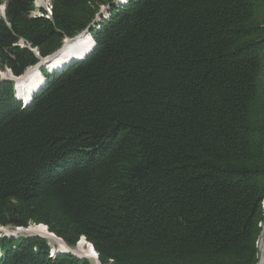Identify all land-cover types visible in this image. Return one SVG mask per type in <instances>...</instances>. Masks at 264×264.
Listing matches in <instances>:
<instances>
[{"label":"trees","instance_id":"1","mask_svg":"<svg viewBox=\"0 0 264 264\" xmlns=\"http://www.w3.org/2000/svg\"><path fill=\"white\" fill-rule=\"evenodd\" d=\"M113 1L49 0L46 16L0 0V71L21 76ZM125 1L27 107L0 83V227L84 238L100 264H258L264 0ZM7 244L0 264H90Z\"/></svg>","mask_w":264,"mask_h":264},{"label":"bare ground","instance_id":"2","mask_svg":"<svg viewBox=\"0 0 264 264\" xmlns=\"http://www.w3.org/2000/svg\"><path fill=\"white\" fill-rule=\"evenodd\" d=\"M44 3L39 6H37L36 3V7L41 8ZM45 13L47 14L46 16H50V5L49 9H47ZM87 37V34L84 33L73 39L72 41L67 42L66 45L55 55V57L53 58L55 61L47 69V72L51 71L53 68H56L60 64L68 62L72 56H82L85 52H87L92 46L91 41H89ZM40 80L42 82L41 72L40 70H38V67L30 68L23 77L17 80L19 94L21 95V97L28 98L31 92H33V90L37 86H39V84L41 83ZM26 229V235L39 236L47 240L50 245L54 244V246H52L53 248L61 251L66 250L65 246L56 241L51 235H49L43 227L30 226ZM3 234L4 232H0V236H2ZM258 249L260 254L259 264H264V223L262 226L261 237L258 242ZM73 250L75 253L85 256L91 264H98L96 257L92 253L90 245L87 244L83 239L78 242L77 246Z\"/></svg>","mask_w":264,"mask_h":264},{"label":"water","instance_id":"3","mask_svg":"<svg viewBox=\"0 0 264 264\" xmlns=\"http://www.w3.org/2000/svg\"><path fill=\"white\" fill-rule=\"evenodd\" d=\"M118 4H120L119 0H114L113 1V4L111 6H107V7L101 8L100 11L98 12V14L96 15V18H95L94 22L84 32L80 33L79 35H77V36H75L74 38H71V39L65 38L63 40V44H62L61 48L59 50H57L56 52H54L53 54H51L49 56H46L44 58H41V57H39V55L37 54V52H35V50H31L36 55L37 59L39 60L38 63L35 66H33V67H38V70H40L43 79H42V83L39 86H37L33 90V92H31L29 98H27L26 101H29V103H30L32 101L33 97L42 89L43 84H44V80L46 79V76L53 75L55 72H58V71L64 69L72 61H77V60L81 59L82 57L89 56L92 53V51L95 49V46H96L94 40L90 36V33H91L92 29L94 28V25L98 21H100L101 19H103V18H105L107 16V12L111 10V7H113L115 5H118ZM1 13H2V16H3L4 15V8L1 10ZM84 33H86L91 38V40L93 42L92 47H90L89 50L87 52H85L82 56H80V55L79 56H76V55L75 56H72L68 62L63 63V64H60L56 68H53L52 69L53 70V73H47L46 72V75H45L43 73L44 70L45 69H48L51 66V64L55 61L53 58L66 45V43L72 41L73 39L77 38L78 36H80L81 34H84ZM33 67H29L27 70H29L30 68H33ZM7 71H9V70H7ZM7 73H10V72H7ZM25 74L26 73H24L23 75H21L19 77H14L10 73L9 76L7 77V79L6 78H2L0 80V83L2 81L10 80L13 83H15V85H14L15 86V89L17 90V92H19V88H18V85H17V80L20 79L21 77H23ZM45 83H46V81H45ZM26 101H25V103H26ZM37 227H39V226H37ZM41 227H43L45 229V231H47L48 234L51 235L56 241L60 242L62 245L65 246L66 250H63L62 253H66V254H70L72 256H76L78 258L86 259L85 256L79 255V254L75 253L73 249L68 248L61 239H59V238L55 237L53 234L49 233L47 227H45V226H41ZM7 229L8 228L0 227V232H4V234H3V237L4 238L14 239V238H18V236L39 237V236H34V235H26L25 234V231L27 229L17 228L14 231H12L11 233ZM39 238H41V237H39ZM82 239L85 241L84 238H82ZM90 247L92 249V253L94 254V256L96 257V259L98 261L97 254L95 253V251H94V249H93V247L91 245H90ZM60 253H61V251H60ZM98 264H100L99 261H98Z\"/></svg>","mask_w":264,"mask_h":264},{"label":"rangeland","instance_id":"4","mask_svg":"<svg viewBox=\"0 0 264 264\" xmlns=\"http://www.w3.org/2000/svg\"><path fill=\"white\" fill-rule=\"evenodd\" d=\"M45 2V3H44ZM118 2V1H117ZM119 2H120V5H124V3L123 2H121V0H119ZM36 3H37V6H39V5H42L43 3H44V5L41 7L43 10H45V11H47V9H49V1L48 0H34V5H35V8L36 9H38V10H42V9H40V8H37L36 7ZM108 16V15H107ZM104 19V18H103ZM28 70H25V72L24 73H26ZM7 72H10V71H7V70H5V71H0V80L2 79V78H6L7 79V77L9 76V74L11 73H7ZM59 72V71H58ZM23 73V74H24ZM48 73H53V70H51V71H48ZM22 74V75H23ZM41 77H42V74H41ZM42 79H43V77H42ZM7 82H12V81H10V80H6ZM6 81H2V82H6ZM40 82H41V80H40ZM13 83V82H12ZM41 84V83H40ZM39 84V85H40ZM14 85H15V83H13V88H14V92H15V95H14V98H15V100L17 101V102H19L20 104H21V106H23V108H24V104H25V101L27 100V98H24V97H21V95L19 94V92H17V90L15 89V87H14ZM18 94L20 95V97L21 98H19L18 97ZM28 98H29V96H28ZM31 225H29L28 227H30ZM38 226H42V225H38ZM27 227V228H28ZM8 231L11 233L12 232V230L11 229H8ZM19 239H23V238H19ZM18 239V240H19ZM47 241V240H46ZM78 244V243H77ZM76 244V245H77ZM9 245L10 244H7L6 246L7 247H9ZM50 245V244H49ZM51 246H54V244L53 245H51ZM7 247H3L2 249L3 250H5ZM56 249V248H55ZM56 251V250H55ZM260 255V254H259ZM260 259V258H259ZM85 260H88L87 258L85 259ZM91 264V263H90Z\"/></svg>","mask_w":264,"mask_h":264}]
</instances>
